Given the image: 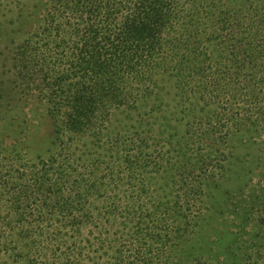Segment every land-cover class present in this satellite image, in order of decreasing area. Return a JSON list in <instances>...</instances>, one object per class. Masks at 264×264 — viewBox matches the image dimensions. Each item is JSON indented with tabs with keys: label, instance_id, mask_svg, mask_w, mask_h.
Wrapping results in <instances>:
<instances>
[{
	"label": "trees",
	"instance_id": "trees-1",
	"mask_svg": "<svg viewBox=\"0 0 264 264\" xmlns=\"http://www.w3.org/2000/svg\"><path fill=\"white\" fill-rule=\"evenodd\" d=\"M13 1L30 11L9 40L11 84L45 105L53 149L28 161L0 134V264H210L186 246L204 186L228 181L241 105L264 106V15L229 0ZM206 43L224 61L209 63ZM195 77L206 121L188 106L175 131L165 115L111 128L116 109L159 110L158 86L189 102ZM247 244L229 264H264V218Z\"/></svg>",
	"mask_w": 264,
	"mask_h": 264
},
{
	"label": "rangeland",
	"instance_id": "rangeland-1",
	"mask_svg": "<svg viewBox=\"0 0 264 264\" xmlns=\"http://www.w3.org/2000/svg\"><path fill=\"white\" fill-rule=\"evenodd\" d=\"M229 5L246 8L245 12L255 9L259 16L264 15V0H229ZM25 6V2L18 5L13 0H0V134H3L5 143L18 137L17 141L24 145L20 149L23 157L33 161L36 156L45 157L52 151L53 132L43 102L36 103L33 98H20L11 84L9 57L12 44L9 40L17 41L22 36L23 29L18 26V19L21 12L30 11V6ZM5 23H8V30L3 34ZM202 48L208 53L209 63L224 61L222 57H225L226 52L219 51L217 47L212 49L209 43L203 44ZM257 67V73L262 72L264 63L262 67ZM192 85L195 86L194 92L190 94L189 102L185 103L181 102L179 93L171 86L165 84L162 89L160 86L156 87L154 91L158 92L162 101L159 110L153 113L150 109L152 100L141 104L137 109H116L111 117V128L126 131L149 125L158 128L160 117L165 115L172 123L171 127L174 124L175 131L177 123L173 121V117L181 119L179 109L183 110L188 106L190 116L206 121V116L213 111L194 100L200 92V79L195 77ZM255 86L256 90L263 93V87L259 83ZM157 102L158 100L154 105ZM258 106L254 99L241 105L238 116L244 120L242 124L245 126L240 132L234 133L228 142L230 157L224 173V179L228 181L208 182L204 186L210 196L201 201L197 228L186 246V251L191 253L189 258L200 254L210 264H217L216 261H219L218 264H229L228 254L233 251V259L239 263L242 250L248 249L247 243L261 229V219L264 218V106L261 109ZM4 111H7L5 115ZM138 120L145 121L137 123ZM5 122L7 125L2 127ZM14 126H18L16 129L20 132L9 134ZM168 129L173 132L171 128Z\"/></svg>",
	"mask_w": 264,
	"mask_h": 264
}]
</instances>
